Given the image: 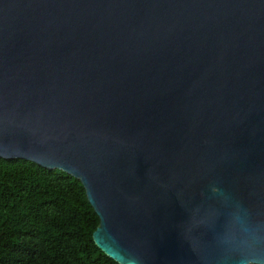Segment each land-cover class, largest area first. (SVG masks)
<instances>
[{
    "label": "water",
    "instance_id": "1",
    "mask_svg": "<svg viewBox=\"0 0 264 264\" xmlns=\"http://www.w3.org/2000/svg\"><path fill=\"white\" fill-rule=\"evenodd\" d=\"M0 158L118 264H264V0H0Z\"/></svg>",
    "mask_w": 264,
    "mask_h": 264
},
{
    "label": "trees",
    "instance_id": "2",
    "mask_svg": "<svg viewBox=\"0 0 264 264\" xmlns=\"http://www.w3.org/2000/svg\"><path fill=\"white\" fill-rule=\"evenodd\" d=\"M98 223L79 180L0 158V264H118L93 242Z\"/></svg>",
    "mask_w": 264,
    "mask_h": 264
},
{
    "label": "clouds",
    "instance_id": "3",
    "mask_svg": "<svg viewBox=\"0 0 264 264\" xmlns=\"http://www.w3.org/2000/svg\"><path fill=\"white\" fill-rule=\"evenodd\" d=\"M212 191H213V192H215V191H216V189L214 188Z\"/></svg>",
    "mask_w": 264,
    "mask_h": 264
}]
</instances>
